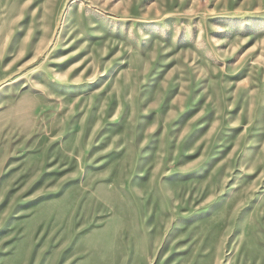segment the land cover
Segmentation results:
<instances>
[{"label":"rangeland","instance_id":"1","mask_svg":"<svg viewBox=\"0 0 264 264\" xmlns=\"http://www.w3.org/2000/svg\"><path fill=\"white\" fill-rule=\"evenodd\" d=\"M0 264H264V0H0Z\"/></svg>","mask_w":264,"mask_h":264}]
</instances>
